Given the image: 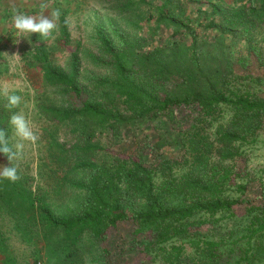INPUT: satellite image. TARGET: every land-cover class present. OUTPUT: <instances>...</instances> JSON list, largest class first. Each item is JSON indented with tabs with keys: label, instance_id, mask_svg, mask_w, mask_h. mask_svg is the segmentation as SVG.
I'll return each instance as SVG.
<instances>
[{
	"label": "trees",
	"instance_id": "1",
	"mask_svg": "<svg viewBox=\"0 0 264 264\" xmlns=\"http://www.w3.org/2000/svg\"><path fill=\"white\" fill-rule=\"evenodd\" d=\"M241 1L186 0L190 13L184 17L176 10L182 0H108L127 24L131 10L147 7L149 26L154 12L158 25L141 37L97 24L95 50L82 54L78 41L66 67L50 60L44 44L34 45L32 61L42 66L43 85L61 95L39 99L40 111L55 126L72 125L80 142H61L55 126H45L39 177L28 169L33 158L17 159L12 164L20 179L0 180V220L12 223L7 231L43 243L32 264L44 251L48 264H121L117 250L125 249L162 254L170 264H264V191L249 193L247 182L220 165L264 129L263 88L230 86L236 67L246 68L253 54L264 65L249 38L254 20L264 22V0ZM55 7L61 12L58 42L67 46V12ZM226 36L242 38L249 55L234 62L235 52L223 46ZM6 103L0 95V129L9 141V120L19 107ZM225 108L232 112L227 120L221 116ZM149 126L157 129L154 141H140L136 154L117 155L99 138L111 130L122 142L123 133L138 135ZM8 165L0 153V166ZM232 187L236 194L226 192ZM62 190L79 193L75 208L55 201ZM224 217L241 221L219 236L204 235V225L213 231ZM121 224L132 228L122 245L113 239ZM5 233L0 225V257L11 264Z\"/></svg>",
	"mask_w": 264,
	"mask_h": 264
},
{
	"label": "rangeland",
	"instance_id": "2",
	"mask_svg": "<svg viewBox=\"0 0 264 264\" xmlns=\"http://www.w3.org/2000/svg\"><path fill=\"white\" fill-rule=\"evenodd\" d=\"M206 4L209 0H204ZM233 0H227V2H232ZM47 2V0H46ZM240 2V0H239ZM241 2L246 3L247 0ZM48 3V2H47ZM55 3L61 5V9L67 12L66 18L69 24V35L70 42L69 45L63 46L59 44L58 39L60 36V26L58 22V28L53 32V37L45 41L42 37H39L38 34L33 33L29 37H16V34L12 32L3 34L0 36V88L5 86L9 87L11 90L17 93L21 97V104L19 110L15 113H23L25 118L30 121L33 131L37 134L38 139L35 144L24 141V148L22 155L18 160L28 161L32 158L34 162L31 163L29 172L32 175L39 177L37 169V157L38 150L44 144V138L41 141L42 134L44 133L43 128L45 126L53 127L56 124L47 119L46 115H43L40 111L39 105L37 104L38 100L42 98L48 100H60L61 95H53L48 91L47 87L43 85L40 75L42 71V66H37L32 61V55L35 51L34 45L44 44L45 47L49 50L50 60L55 64L62 67H66L69 59L70 52L73 50L78 41L81 40V50L82 54L85 50H95V40L93 38L94 27L97 24L105 26L107 29L114 26H122L123 30H127L130 35L136 36H149L150 30H153L158 25L157 14L155 13L156 21L151 23L146 19L149 13V9L137 7L133 11H130L129 23L127 24L125 19H122L120 16L116 15L113 11L111 2L108 0H53L52 4H49V11L55 9ZM186 0H182L180 7H177L176 10L180 13L183 11V16L186 17L190 13V7L185 6ZM249 5V2H247ZM240 4V3H239ZM39 9L33 10V13H28L29 15H36L40 12ZM48 14V10H45V15ZM256 27L251 29V39L252 45L256 48L257 51L262 52L264 55V22H258L254 20ZM252 21V22H254ZM4 26V23L0 22V34L3 32L1 29ZM198 31L200 27H197ZM16 33V30H15ZM214 32H210L209 39L215 41ZM245 35V34H244ZM245 37H247L245 35ZM18 41V42H17ZM224 47L235 52L234 62L237 60V57H240V54L249 55L247 52V47L242 38L236 36H226V40L223 44ZM85 56V55H84ZM83 56V57H84ZM88 63L84 59L83 69L87 68ZM236 74V75H235ZM235 74H231V87L247 86V84L252 85V90L259 91L262 87L264 91V65L260 64L257 56L254 54L250 57V62L246 68H239L238 66L235 69ZM251 74V75H248ZM244 76H249L248 78H243ZM255 77V78H253ZM257 77H262V85L257 82ZM46 92V93H45ZM48 97V98H45ZM51 98V99H49ZM53 101V102H54ZM61 102V101H60ZM178 114L184 116L185 113L178 110ZM232 112L225 108L221 112L222 119H228L231 116ZM221 119V117L219 118ZM158 122V121H156ZM217 121H214L210 126V131L215 128ZM150 125V124H148ZM154 125V124H153ZM72 125L70 124H61L55 126L54 130L56 131L57 137L61 142H67L69 145L79 141L77 134L72 133ZM150 128V129H149ZM156 128L149 126L145 130L140 131L137 135L132 133L125 132L124 139L121 141H116L114 138V133L110 130L109 132L102 133L99 138L102 143L110 147L111 151L117 155L134 153L137 144L140 141H151L154 140V134H156ZM146 134L148 137L146 138ZM119 135V131L115 132V136ZM77 136V138H76ZM93 140L96 141L95 138ZM9 142L13 146L18 142V138L14 136V130L11 126ZM39 142H42L39 145ZM80 142V141H79ZM237 155L234 158H226L225 160H220L221 166H229L236 174L237 180H244L248 183V192H263L264 191V129L259 132L257 138L253 141V137H249L247 141L242 142ZM240 142L237 143L239 146ZM44 154V152H42ZM178 156V155H176ZM214 158H217L216 156ZM79 175H81L79 173ZM243 178V179H242ZM36 184V182H35ZM36 186V185H35ZM63 193L65 190H62ZM226 192L231 194H236L237 192L232 187ZM251 192V193H252ZM77 191L68 190L64 195L56 194L54 196L55 201L62 206L75 208L77 204ZM220 216V214L218 215ZM240 219L235 217L231 218H222L220 219L216 226L215 230H207L204 225L201 229L205 231L204 235L207 236H219L228 231L229 228L233 227L235 223L239 224ZM0 225L6 231L8 236L7 240V255L10 256L11 264H32L33 263V251L37 250V247H41L43 243L38 242L39 245L33 243L35 240H24L22 237L15 233L14 231L9 232L7 229L12 226L11 220L6 217L3 220H0ZM207 230V231H206ZM132 231V228L127 224H121L118 229L114 232V240L118 244H124L126 242V236ZM183 239H177L175 243H181ZM187 249H190L188 243H185ZM39 261V264H48L47 257H44ZM117 256L121 260V264H170L169 261L166 262L163 259V255H155L154 253L149 255L145 251H127L126 249L119 252L117 250ZM0 264H7L4 261L3 255L0 257ZM83 264H89V261L84 262Z\"/></svg>",
	"mask_w": 264,
	"mask_h": 264
},
{
	"label": "clouds",
	"instance_id": "3",
	"mask_svg": "<svg viewBox=\"0 0 264 264\" xmlns=\"http://www.w3.org/2000/svg\"><path fill=\"white\" fill-rule=\"evenodd\" d=\"M40 12L36 15H29L23 12H16L12 17V26L16 30V37H29L36 33L45 41L54 38L53 32L58 28V21L61 15L59 9L49 11V3L46 0H41ZM45 10L48 14L45 15ZM18 42V41H17ZM0 95H2L7 103L5 105L8 109L17 108L21 104V97L9 87L0 88ZM13 130L14 136L18 138V142L13 146L9 145L7 133L4 129H0V153H3L8 161V166H0V180H8L16 182L20 179L17 166L12 162L20 158L24 148V141L35 144L38 139L37 134L33 131L31 123L27 120L24 114L14 113L9 120Z\"/></svg>",
	"mask_w": 264,
	"mask_h": 264
},
{
	"label": "crops",
	"instance_id": "4",
	"mask_svg": "<svg viewBox=\"0 0 264 264\" xmlns=\"http://www.w3.org/2000/svg\"><path fill=\"white\" fill-rule=\"evenodd\" d=\"M47 2L52 4L53 0ZM40 3L41 0H0V22L4 23L0 36L13 30L12 34H16L11 23L13 15L16 12L33 13V10L39 9Z\"/></svg>",
	"mask_w": 264,
	"mask_h": 264
}]
</instances>
